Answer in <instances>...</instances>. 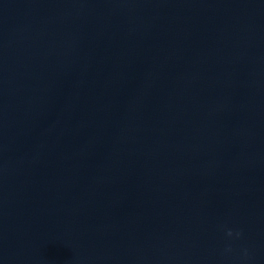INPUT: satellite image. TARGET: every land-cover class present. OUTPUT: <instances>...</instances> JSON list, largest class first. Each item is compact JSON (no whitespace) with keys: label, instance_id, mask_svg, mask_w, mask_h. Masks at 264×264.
I'll use <instances>...</instances> for the list:
<instances>
[{"label":"water","instance_id":"water-1","mask_svg":"<svg viewBox=\"0 0 264 264\" xmlns=\"http://www.w3.org/2000/svg\"><path fill=\"white\" fill-rule=\"evenodd\" d=\"M0 264H264V0H0Z\"/></svg>","mask_w":264,"mask_h":264},{"label":"clouds","instance_id":"clouds-1","mask_svg":"<svg viewBox=\"0 0 264 264\" xmlns=\"http://www.w3.org/2000/svg\"><path fill=\"white\" fill-rule=\"evenodd\" d=\"M225 235L226 236H228V237H231L232 235H233V232H232V230L231 229H228L226 232H225ZM235 235H239V232L237 231L236 233H235Z\"/></svg>","mask_w":264,"mask_h":264}]
</instances>
